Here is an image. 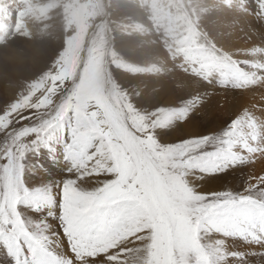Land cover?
Segmentation results:
<instances>
[{
  "label": "snow or ice",
  "instance_id": "obj_1",
  "mask_svg": "<svg viewBox=\"0 0 264 264\" xmlns=\"http://www.w3.org/2000/svg\"><path fill=\"white\" fill-rule=\"evenodd\" d=\"M178 116L69 103L0 124V245L11 264H118L124 252L111 245L129 232L142 264H264V167L240 182L264 148L231 121L174 136Z\"/></svg>",
  "mask_w": 264,
  "mask_h": 264
},
{
  "label": "rangeland",
  "instance_id": "obj_2",
  "mask_svg": "<svg viewBox=\"0 0 264 264\" xmlns=\"http://www.w3.org/2000/svg\"><path fill=\"white\" fill-rule=\"evenodd\" d=\"M256 1L252 0L251 4L256 5ZM261 1L264 5V0ZM120 2H123L122 5L116 7L113 0H0V113H3V116H0V124H7L11 120L14 127H19L17 121L22 117L31 116L32 121L47 118L59 106H67L69 103L73 108L86 106L89 112L97 110L103 104L116 107L130 106L148 114L152 113L153 109L163 108L171 111L175 105L185 108V102L190 107L187 105L186 112L182 111L179 117L190 115L194 122L202 123L199 110L204 99L193 92H180L177 84L170 82L171 76L196 72L195 68H188L183 64L191 66L189 63L180 61L179 58L183 53L188 54L197 49L186 48L185 51L183 44L189 39L196 40L200 37V33L194 28V23L198 24L202 15L198 9L200 2L197 3L196 0H149L148 4L146 0ZM124 2L139 10L147 8L143 11V18L149 25L145 31L143 30L145 25L139 24L138 19L132 14L126 15L124 22L121 14L128 9ZM11 4L15 6L13 12L10 11L14 16L5 12ZM254 17L255 21L264 26V14L261 9L255 10ZM123 24L135 25L129 27L133 31H130L131 33L153 37L151 42H148L149 45L144 39L137 41L126 39L120 30ZM151 45L161 47L165 57L172 64L169 71L164 72L159 68L161 64L158 55ZM164 73H167L166 77H162ZM92 75V79H96L94 82L88 81V77ZM226 75L231 78L230 87L234 90H238L243 85L242 82H245L242 75L239 76L236 72ZM85 76L87 80L83 79ZM156 77L161 81L158 85ZM244 77L251 79L246 75ZM218 79L220 80L215 84L217 89L229 91L225 77ZM165 80H169V83ZM91 84H94V87H90ZM85 88L89 90L86 91ZM28 91L32 92L29 95L31 98L25 94ZM38 93V97L40 96L38 99L42 103L37 105L34 97ZM195 104L199 105L197 112L194 111ZM90 106L93 109H90ZM186 117L180 118L179 123ZM32 121L25 120V123ZM214 125L220 127L210 133H217L225 126L221 121L217 123L214 121L213 125L200 127V131L206 133ZM171 131L175 136V131L173 129ZM240 175L241 183L248 179L245 171ZM125 238L136 240L134 233L129 232L118 237L111 246L119 247ZM121 249L124 255L118 264L141 262L138 248L135 249L136 253L135 250L130 253L128 250L125 251V248ZM255 258L253 257L254 260Z\"/></svg>",
  "mask_w": 264,
  "mask_h": 264
},
{
  "label": "bare ground",
  "instance_id": "obj_3",
  "mask_svg": "<svg viewBox=\"0 0 264 264\" xmlns=\"http://www.w3.org/2000/svg\"><path fill=\"white\" fill-rule=\"evenodd\" d=\"M251 1L252 0H196L197 3L200 2L201 4H199L198 9H200L199 12H201L202 15L200 14L201 18L198 24L194 23V28L200 33V37L196 40L189 39L183 44V46L185 51H187L186 48L190 50L193 47H197V49L188 54L185 52L179 58L180 61L189 63L191 66H188L186 63L183 64L188 68H195L196 72L192 71L191 74L184 72L185 75L173 74L174 76H171L172 81L170 82L177 84V89L180 92H193L198 95V97L204 99L200 104L201 110H199L201 112L202 123L197 124L190 118V115L188 117H186L187 115H180V117L178 116L179 121L182 117L186 118L182 123L178 122L172 128L175 131V136H189L203 133L200 131V127L206 128L209 125H213L214 121L215 123L221 121L224 125H227L231 121L233 122V131L239 130L243 132V134L249 137L250 142L253 143L254 147L264 148V26L259 23V21H255L254 17L256 9H261L264 14V5L261 0H255L256 5L251 4ZM148 2L149 0H146V4H148ZM113 3L116 7H120L123 2H120V0H113ZM124 5L128 7L126 12L122 11L121 14L123 15L122 18H124V22L125 16L132 14L133 17L138 19L139 24L145 25L143 27V30L145 31V28L149 27V25H147V22L143 18V11L147 8L139 10L128 2H124ZM13 9H15V6L14 4H11L6 8L5 12L12 13ZM12 16H14L13 13ZM133 26L135 25L123 24L120 30L124 37L129 41L131 39L136 41L137 39H144L147 45H149L148 42H151L153 37L145 36L141 33H131L133 31L130 28ZM127 32H130V34ZM118 36L119 35L117 34V37ZM154 51L157 53V57L159 58L158 61H160L161 64L159 68L164 72H166V70L169 71L168 69L172 64L168 61V58L165 57L161 47H154ZM149 52L151 53V51ZM235 72L239 76L242 75L245 80V82H242L243 85H241V89L239 88L240 90H234L230 87L232 85V80L226 75ZM192 75H195V77ZM221 75L225 77V80L228 83L227 85L229 86V91L217 89L215 84L217 80H220L218 78H223ZM244 75L251 79H246ZM166 76L167 73L162 74V77ZM92 77L93 75L88 77V81L90 80L91 82H94L96 80L92 79ZM86 78L87 76L83 79L87 80ZM155 81H157V85L158 82H161L158 77H156ZM165 82L169 83V80H165ZM248 84L250 85L248 86ZM90 87H94V84H91ZM85 89L86 91L89 90L88 88ZM85 89L83 90L85 91ZM42 92H40V95ZM30 93L32 92L28 91L25 93L28 98L30 97ZM38 95L39 93L35 97L33 95L34 102H36L37 105L38 103H42L41 100L38 99L40 98ZM184 104V106H186L185 108L181 105L182 108H179V106L174 104L175 106L171 111L179 114H182V111L186 112L185 109L190 107V105L187 104V107L186 102ZM198 106L199 105L197 104L194 111L197 110ZM89 108L93 109L92 106ZM219 127L220 125H214V127L208 129L206 133L215 132ZM262 167H264V155H261L256 159L254 164L248 165L244 170L247 173L248 180L251 181L252 177L259 174ZM137 243V240H127V238H125L124 243H121L117 249L118 251L122 250V247L126 249L125 251L128 250L130 253H133L135 249H139L140 244ZM136 251L137 250H135V253ZM252 260L253 264H257V258H255V260L252 258ZM141 262H137V264H142ZM0 264H11V259L2 245H0Z\"/></svg>",
  "mask_w": 264,
  "mask_h": 264
}]
</instances>
